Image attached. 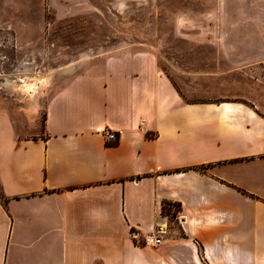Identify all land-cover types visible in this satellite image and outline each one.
Wrapping results in <instances>:
<instances>
[{"label":"crops","instance_id":"1","mask_svg":"<svg viewBox=\"0 0 264 264\" xmlns=\"http://www.w3.org/2000/svg\"><path fill=\"white\" fill-rule=\"evenodd\" d=\"M140 55L72 77L33 133L0 112V264H264V102L185 100Z\"/></svg>","mask_w":264,"mask_h":264},{"label":"rangeland","instance_id":"2","mask_svg":"<svg viewBox=\"0 0 264 264\" xmlns=\"http://www.w3.org/2000/svg\"><path fill=\"white\" fill-rule=\"evenodd\" d=\"M128 52L152 58L185 100L264 102V0H0V112L33 133L57 89ZM49 73L24 113L32 91L9 82Z\"/></svg>","mask_w":264,"mask_h":264},{"label":"bare ground","instance_id":"3","mask_svg":"<svg viewBox=\"0 0 264 264\" xmlns=\"http://www.w3.org/2000/svg\"><path fill=\"white\" fill-rule=\"evenodd\" d=\"M71 68H72V66H67L66 71H68ZM50 75H51V73H49L48 75L40 74L39 76L36 77L38 79V82H34L31 78L21 80L22 83H18L16 81L9 82L8 86L15 88L17 93H19L21 95L24 94L25 90H31L32 91V94L29 96V98L23 100V102H22L21 106H22L24 113L31 115V114H33L34 111H36V108L38 105V103L36 101L37 100L36 95L39 92L40 87L49 83V81H50L49 76Z\"/></svg>","mask_w":264,"mask_h":264},{"label":"built area","instance_id":"4","mask_svg":"<svg viewBox=\"0 0 264 264\" xmlns=\"http://www.w3.org/2000/svg\"><path fill=\"white\" fill-rule=\"evenodd\" d=\"M120 130L104 129L103 134L106 142H115L118 139ZM167 232L165 223H157L150 231L143 236V243L151 246H157L161 242L163 235Z\"/></svg>","mask_w":264,"mask_h":264},{"label":"trees","instance_id":"5","mask_svg":"<svg viewBox=\"0 0 264 264\" xmlns=\"http://www.w3.org/2000/svg\"><path fill=\"white\" fill-rule=\"evenodd\" d=\"M170 205L175 206L176 209L179 208V206L174 205L173 203H170V202H164V204H163V206H162V211H164V212L167 213V214H172V213H174V212H175L174 210H173V211L170 210Z\"/></svg>","mask_w":264,"mask_h":264}]
</instances>
